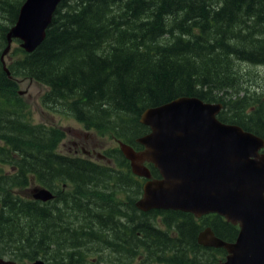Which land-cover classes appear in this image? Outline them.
<instances>
[{"label": "trees", "instance_id": "1", "mask_svg": "<svg viewBox=\"0 0 264 264\" xmlns=\"http://www.w3.org/2000/svg\"><path fill=\"white\" fill-rule=\"evenodd\" d=\"M23 1L0 0V159L13 168L0 171V256L23 261L42 255L50 264H71L79 260L77 249L85 240L93 249L120 252L112 263L126 264L141 248L162 252L169 245L166 233H151L165 230L149 218L160 214L167 228L181 232L176 252L181 262L177 258L173 264L192 262L187 250L196 253L198 247L206 261H216L224 250L199 246L196 234L211 226L217 236L232 241L237 231L231 223L218 214L197 224L187 212L139 211L133 203L142 178L131 169L125 174L58 152L63 129L28 119L17 79L44 84L45 105H61L85 128L109 129L130 144L149 130L139 121L145 108L180 96L221 102L220 121L264 139V85L251 84V75L243 73L264 65V0H61L40 45L30 52L17 45L6 53L7 74L2 53ZM104 155L129 167L116 147ZM32 180L51 189L55 199L42 203L14 192ZM121 192L127 194L125 202L116 198ZM119 217H134L133 230L148 232L135 235L141 241L134 247L114 240L113 232L126 228ZM15 244L20 248L13 250ZM51 245L58 249H48Z\"/></svg>", "mask_w": 264, "mask_h": 264}, {"label": "water", "instance_id": "2", "mask_svg": "<svg viewBox=\"0 0 264 264\" xmlns=\"http://www.w3.org/2000/svg\"><path fill=\"white\" fill-rule=\"evenodd\" d=\"M60 1L24 0L7 32L2 58L14 38L29 52L40 45ZM3 64L9 73L4 60ZM221 108L220 102L181 96L141 113L140 122L149 127L137 138L144 148L136 151L120 143L132 172L147 178L135 205L142 211L171 209L198 217L217 213L239 225L235 241H224L206 227L198 235L199 243L225 248L222 264H264V152H259L264 139L221 122L216 117ZM145 161L158 169L160 178H150ZM29 196L40 201L53 198L41 186L30 188ZM0 264L8 262L0 259Z\"/></svg>", "mask_w": 264, "mask_h": 264}, {"label": "rangeland", "instance_id": "3", "mask_svg": "<svg viewBox=\"0 0 264 264\" xmlns=\"http://www.w3.org/2000/svg\"><path fill=\"white\" fill-rule=\"evenodd\" d=\"M18 45V43H12L11 48H14ZM4 61H7L9 59L6 54L3 57ZM245 74H250L252 77V83L255 86L256 85H264V65L257 66V65H252L248 67L245 71H243ZM17 85H16V91L20 95L21 99L24 101L26 104V111L28 114V119L34 123V124H40L44 123L47 125H52L56 126L59 128H62L64 131V137L62 140L59 142V145L57 147V151L70 155V156H82L87 159H90L92 161H98V155L105 150H110L113 147H116L118 144L117 141L115 140V136L112 135L109 129L103 131H96V130H87L83 127V124L79 121H77L75 118L72 117V115L68 114L67 111L61 106V105H56V104H51V105H45L42 100V96L44 93L47 91V87L44 84H40L32 79H17ZM249 83L247 84V86ZM249 94L252 93V88L249 89L248 91ZM242 95V92L240 93ZM150 108V107H148ZM147 109V108H146ZM145 110V109H144ZM143 110V111H144ZM142 111V112H143ZM141 112V113H142ZM140 113V115H141ZM65 115V116H64ZM139 121H140V116H139ZM141 123V122H140ZM143 124V123H141ZM148 127V126H147ZM149 129V128H148ZM78 149L79 151L75 153V149ZM91 151L92 154H87V151ZM93 150V151H92ZM110 160V159H109ZM107 160L104 161L105 164L111 166V167H116V162L114 158H112L109 162H106ZM0 167L3 169H0L2 174H7L10 171H13V168L10 167L9 163L4 162L3 160L0 159ZM122 168L124 173L126 174L127 169L129 167H126L124 163L122 162ZM156 168V167H155ZM157 169V168H156ZM158 170V169H157ZM126 179V177H124ZM37 182H29L25 187H21V191L19 194L24 198H28L27 196V189L32 187L34 184ZM64 188L67 189L66 185H62ZM19 188H14V192H18L20 190ZM3 192L0 190V196H2ZM126 192H121L119 193L116 198L119 200H122L123 202L126 201ZM1 199V197H0ZM1 207V203H0ZM4 210V207L3 209ZM19 216V215H18ZM151 223L153 226L158 227L159 229H173L180 231L177 227L171 225L169 228H165L163 226V219L164 217L162 215H156L154 217H149ZM20 219V218H19ZM21 220V219H20ZM124 221V220H123ZM122 221V222H123ZM22 222L20 221V224L23 225ZM76 225V223L74 224ZM124 227L131 229V223L123 222L122 224ZM123 228V229H126ZM122 229V230H123ZM107 236H110V233L107 234ZM114 240H116V236L114 237ZM120 243L123 244L122 241L116 240ZM92 243V241H91ZM21 245L15 244L14 249H19ZM123 245H120L118 249L120 251H123ZM122 247V249H121ZM93 245L90 243H87L85 240H83V245L77 249L80 253L79 260H73L71 264H79L81 262L85 264H91L92 262L98 261L100 264H113V260L117 258L116 254L112 253L110 249L104 248L102 246H98V248L93 249ZM178 248H181V245L178 244V240L175 242L172 251H169L170 254L174 251V254L178 251ZM48 249L52 250H57V246L51 245ZM86 250V251H85ZM102 250V253L100 251ZM67 249L60 250V252H65ZM167 252V251H166ZM111 253V254H110ZM119 253V252H118ZM166 254V253H165ZM169 254V255H170ZM99 255H102V259L99 258ZM202 257L205 256V253H201ZM146 257V254H145ZM222 257V255H218L217 258ZM86 258V259H84ZM109 258V259H108ZM129 258L128 262L132 264H137V258ZM148 260H152L154 256L147 257ZM38 261H42L45 264L48 262V260L41 256H36L35 257V263ZM24 262H28V260H24ZM63 262L69 263L68 260H63Z\"/></svg>", "mask_w": 264, "mask_h": 264}, {"label": "flooded vegetation", "instance_id": "4", "mask_svg": "<svg viewBox=\"0 0 264 264\" xmlns=\"http://www.w3.org/2000/svg\"><path fill=\"white\" fill-rule=\"evenodd\" d=\"M138 148H141L139 145L137 146ZM79 150L76 148L75 149V153H77ZM93 151V150H92ZM87 154H92V152L91 151H87L86 152ZM118 169H123L122 167H119ZM33 182L35 181V180H32ZM37 185H39V183H36ZM35 184V185H36ZM27 192V191H26ZM29 192H27V196L29 195L28 194ZM133 218L134 217H119V222H121V225L123 224V222H125V223H127V222H129V223H131V226H134V223H132V222H134V220H133ZM124 220V221H123ZM123 221V222H122ZM109 232V231H108ZM115 235H116V240H118L119 239V241H122V242H128V243H130L131 244V246L132 247H134V243L136 242V241H141V239L140 238H136L135 237V235H137L138 237L139 236H141V235H143V234H146V233H148L147 231H139L138 230V232L137 231H135V230H133V228L131 227V229H123V230H118V231H115V232H113ZM151 233H156L157 235H159L160 237H161V235L160 234H164V233H166V235H167V238H164L165 240H164V242H166V244L168 243L169 244V246H168V250H166L167 252H166V254L162 257V259L164 258V257H167L166 259H168L167 260V262H165V264H173L174 263V261L178 258V261H180L181 260V257L180 256H176V253L174 254V251L170 254V252L169 251H172V250H174L173 249V246H174V244H175V242L178 240V244L179 245H181L182 244V241H181V232L180 231H177V230H173V229H168V230H162V231H160L159 230V232L158 231H154V232H151ZM165 235V234H164ZM143 241V240H142ZM157 241H159V239L157 240ZM196 243H197V241H196ZM172 244V245H171ZM198 244V243H197ZM170 254V255H169ZM226 255V254H225ZM224 255V256H225ZM13 256V255H12ZM12 256H10V257H12ZM0 257H3V258H5V259H8V260H13L14 262H15V264H22L21 262H17L16 260H14V259H11L9 256H7V255H3V256H0ZM198 259H200V258H202V255L201 254H198L197 256H196ZM99 258H101L102 259V255H99ZM121 258H124V257H121ZM154 258H156V259H158L159 257H158V255L157 254H154ZM84 259H86V258H84ZM181 262V261H180ZM9 264V263H8ZM79 264H85V263H83V262H81V263H79ZM91 264H100V262H98V261H95V262H92ZM149 264H153L152 262L151 263H149ZM161 264H164L163 262H161Z\"/></svg>", "mask_w": 264, "mask_h": 264}, {"label": "bare ground", "instance_id": "5", "mask_svg": "<svg viewBox=\"0 0 264 264\" xmlns=\"http://www.w3.org/2000/svg\"><path fill=\"white\" fill-rule=\"evenodd\" d=\"M65 116V115H64ZM55 187V186H54ZM53 189V188H52ZM1 197V196H0ZM2 199V198H1ZM3 200V199H2ZM80 201V200H79ZM120 211V210H119ZM120 213V212H119ZM56 216V215H55ZM54 216V217H55ZM118 228V227H117ZM157 230V229H156ZM172 245V244H171ZM86 251V250H85ZM120 251V250H119ZM116 253V252H115ZM120 253V252H119ZM118 252L116 253L117 255L119 254ZM121 253H122V251H121ZM111 254V253H110ZM61 255V254H60ZM126 255V254H125ZM56 257V256H55ZM153 257V256H152ZM101 259V258H100ZM109 259V258H108Z\"/></svg>", "mask_w": 264, "mask_h": 264}]
</instances>
